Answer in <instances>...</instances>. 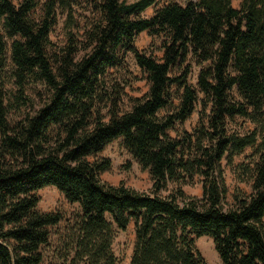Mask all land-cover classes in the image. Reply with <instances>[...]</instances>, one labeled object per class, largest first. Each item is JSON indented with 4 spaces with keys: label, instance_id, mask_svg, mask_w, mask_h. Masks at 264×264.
<instances>
[{
    "label": "trees",
    "instance_id": "1",
    "mask_svg": "<svg viewBox=\"0 0 264 264\" xmlns=\"http://www.w3.org/2000/svg\"><path fill=\"white\" fill-rule=\"evenodd\" d=\"M155 2L45 0L37 13L39 0H0V264H41L63 219L37 210L34 192L46 186L79 206L65 223V264H118L112 243L130 224L129 264H208L196 247L202 236L221 264H264V0L167 1L143 16ZM57 10L66 17L61 43L51 39ZM143 31L149 53L135 46ZM128 54L148 89L121 110L115 70L127 69ZM192 64L198 90L187 83ZM37 86L42 103L20 109ZM197 105L196 126L179 128ZM10 106L21 111L14 123ZM118 138L150 174L151 192L100 180L110 160L88 157ZM249 147L253 160L236 169L252 192L226 203L223 161ZM195 179L199 198L180 187L158 194Z\"/></svg>",
    "mask_w": 264,
    "mask_h": 264
},
{
    "label": "rangeland",
    "instance_id": "2",
    "mask_svg": "<svg viewBox=\"0 0 264 264\" xmlns=\"http://www.w3.org/2000/svg\"><path fill=\"white\" fill-rule=\"evenodd\" d=\"M18 0H13L14 3H17ZM45 0H39V5L36 7V12L42 8V4ZM175 1L182 2V0H156L154 4L149 6L143 13V16H150L154 10L159 7L163 2ZM240 0H232L234 7H239ZM85 15L87 11L81 10ZM83 14V15H84ZM58 23L51 34L52 41L59 42L63 41V26L65 23V15L57 10ZM135 46L139 51L150 52L152 50L151 37L147 34L146 31H143L138 34L135 40ZM9 55V48L7 56ZM154 55L160 56V51H155ZM126 68L122 71L115 70V73L122 75V84L124 88L123 101L121 103V110H126L129 107V97L140 96L146 93L148 89L146 74L142 69L136 64L132 54H128L126 59ZM199 67L195 64H192L190 68V73L187 76V83L193 88L198 90L197 86V74ZM8 89H14L13 86H8ZM200 97L203 95L199 93ZM28 104L25 107H20L22 110L27 112H33L38 104L44 99V96L41 95L39 86L35 88H30L27 93ZM7 99V102L10 101ZM27 103V102H26ZM198 108L192 113L190 118L184 122L179 128H185L188 131H191L198 122ZM10 112L8 113V119L10 123H14L18 117L20 109L18 108H8ZM21 112V111H20ZM246 129L253 128V124L250 122H244ZM172 135L175 132H171ZM259 141V140H258ZM253 153V148H246L241 154L234 157L232 165H227L223 161L225 182L227 187V193L225 197L226 203L234 202V195L240 194L243 197L249 196L252 192L251 181L243 176L244 180L239 181L237 176L236 165L241 162L250 163L253 160L251 155ZM94 158H108L110 160L111 166L107 171H104L100 174V180L111 184L119 185L123 184L127 187L136 189L138 191L151 192L153 189V179L146 169H142L140 165L124 150L121 145V138H118L112 141L106 146V148L101 151L97 156H90L88 159L91 161ZM255 159V157H254ZM177 187H180L186 198H199L202 195V185L195 179L192 183L175 185L173 183H168L166 187L160 191L158 194L167 195L171 192H174ZM38 196L39 201L37 204V210L42 212H57L62 215L63 219L61 223L52 228L51 230V239L48 246L42 248L43 259L41 264H65L64 260V249L62 245V238L64 235L65 223L67 220L71 219L75 214L79 212V206L77 203H69L63 196V194L53 186H46L38 189L34 192ZM63 230V232H62ZM135 240L134 235V226L133 224L128 225L125 230H116L115 237L112 243V250L118 259V264H129L130 256L132 254L133 244ZM196 247L200 251L201 255L204 257L205 261L208 264H221L219 255L215 251L213 241L210 237L202 236L196 240Z\"/></svg>",
    "mask_w": 264,
    "mask_h": 264
}]
</instances>
